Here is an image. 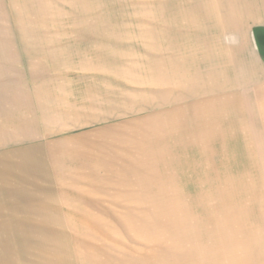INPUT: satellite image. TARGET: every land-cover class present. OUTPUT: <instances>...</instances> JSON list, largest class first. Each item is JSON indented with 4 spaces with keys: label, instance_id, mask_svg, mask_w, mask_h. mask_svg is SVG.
Masks as SVG:
<instances>
[{
    "label": "rangeland",
    "instance_id": "rangeland-1",
    "mask_svg": "<svg viewBox=\"0 0 264 264\" xmlns=\"http://www.w3.org/2000/svg\"><path fill=\"white\" fill-rule=\"evenodd\" d=\"M169 7L0 0V264H264L258 96L188 64Z\"/></svg>",
    "mask_w": 264,
    "mask_h": 264
},
{
    "label": "crops",
    "instance_id": "crops-1",
    "mask_svg": "<svg viewBox=\"0 0 264 264\" xmlns=\"http://www.w3.org/2000/svg\"><path fill=\"white\" fill-rule=\"evenodd\" d=\"M224 9H228L229 27L222 28V23H217V34L223 39V43H217L218 47L211 51L207 46V54L211 53L213 57L211 61L208 60V55L205 58V65L212 62L206 69H213L212 73L218 77L217 83L229 85L228 88L221 87L222 93H234L239 99H246L252 94L258 96L262 122L260 131L264 132V0H229ZM222 31L226 34L220 33ZM214 70L218 72L214 73ZM223 74H226V80L221 79ZM253 89L255 91H251ZM2 133L5 132L0 131V136Z\"/></svg>",
    "mask_w": 264,
    "mask_h": 264
},
{
    "label": "bare ground",
    "instance_id": "bare-ground-1",
    "mask_svg": "<svg viewBox=\"0 0 264 264\" xmlns=\"http://www.w3.org/2000/svg\"><path fill=\"white\" fill-rule=\"evenodd\" d=\"M181 2H182V0H169L170 7L167 8L166 11L164 10L162 12V16H163V18L165 17V19H167V21H169V19H170V21H172V19L175 21V20H177V19L180 18L179 20H177L178 23H177V21H175L173 23L172 30H170L169 32H171V31L175 32V29H179L180 27L182 28L181 29L182 32L179 31V34L175 33V36L177 35V39H175L174 45H177L178 46V42L181 41L182 44H183L182 46H183V48L186 51V55H184L183 57L184 58H187L186 56L188 55V57H189L188 60H187L188 64L193 65V63H196L198 65L199 62H202L203 61L202 58H204V55H202V54H205L206 55V53H207V46L209 48L208 50H210V51H211L212 48L216 47L215 46V43H217V40L215 38L216 36H213L212 35L211 38H205L204 39L205 45H202V44H194L193 46H191L190 44L187 43V41L189 42L190 38H193V37H195V38H197V37L201 38V36L204 34L203 32L205 31V29L212 30V28H215V27H216V29H218V27L216 26V24H217V22L219 23V20H221L220 22L221 23H224L225 27H227V25L229 23V13H228V11L226 12L224 10L223 11L224 12L223 15H221V16L218 15V12H219V9L221 7H224L229 2V0H194V1L191 0L187 4H184V3H181ZM186 2H187V0H186ZM196 8H197V10H195ZM194 10H195V12L198 11L199 14L201 13L200 15L206 17L208 19V21H209V23L206 24V28L203 29V32L202 31H199L200 30V22H201V21H199L200 15L198 17V15L195 13L193 15V17H192V13H194ZM195 15H197V16H195ZM201 19H202V17H201ZM183 20H184V22H183ZM212 20H213V22H212ZM167 21H166V23H167ZM202 24H203V22H202ZM176 26H178V27H176ZM230 26H232V25H230ZM213 34H215L214 31H213ZM201 42H202V38H201ZM187 52H190V53H187ZM212 52H214V51H212ZM181 55H182V53H180V56ZM225 61H223V62L225 63ZM210 63H212V62H210ZM164 67L165 68L162 70L163 74H165L166 72L168 73V71H167V69H168L167 64H165ZM195 68H197V66H195ZM170 69H173V71L170 70V72H173V74H176L177 73L173 77V81H175V80L176 81H179V80L182 81L183 79H186L187 78V75H185L186 72H183L181 70L182 67L170 68ZM223 75L226 77V74H223ZM196 78L195 77H190L189 79L190 80H197ZM189 91L191 92V90H188V92ZM192 92L193 93H197L199 91L193 90ZM197 118H198V116H197ZM194 123H195V121H194Z\"/></svg>",
    "mask_w": 264,
    "mask_h": 264
}]
</instances>
